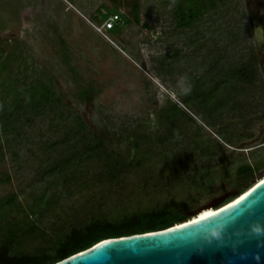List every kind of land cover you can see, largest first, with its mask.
<instances>
[{
	"label": "rangeland",
	"instance_id": "obj_1",
	"mask_svg": "<svg viewBox=\"0 0 264 264\" xmlns=\"http://www.w3.org/2000/svg\"><path fill=\"white\" fill-rule=\"evenodd\" d=\"M183 4L0 0V242L8 230L38 228L13 253H31L89 219L167 207L188 220L264 177V46L256 43L264 0L218 2L180 29ZM114 12L127 22L100 34L104 15ZM248 66L251 76L240 79ZM181 76L192 92L177 99ZM171 105L182 116L161 143L166 126L158 115ZM78 124L120 162L87 159L69 132ZM134 134L150 141L138 161L128 153ZM66 161L62 176L54 169L65 170ZM242 167L253 170L248 180L237 176Z\"/></svg>",
	"mask_w": 264,
	"mask_h": 264
},
{
	"label": "trees",
	"instance_id": "obj_2",
	"mask_svg": "<svg viewBox=\"0 0 264 264\" xmlns=\"http://www.w3.org/2000/svg\"><path fill=\"white\" fill-rule=\"evenodd\" d=\"M224 1L225 0H184V4L177 9L178 27L180 29L189 28L205 10L210 8L213 9L216 3ZM205 2H208L207 7L204 6ZM196 3H202V5L198 7ZM116 13L118 12L108 13L104 15L103 19ZM122 18L126 23L127 20L124 17ZM133 19L134 22H138V12L136 9H134ZM249 70V66L247 69H241L238 72V77L243 80L249 78L251 76ZM46 95L47 94L41 95L40 98L37 100L35 99L36 104L41 105L42 100L46 99ZM34 98L35 95L32 94L29 97H24L22 100L24 102L32 101ZM7 110L8 109L4 108L1 113L5 115ZM181 116L182 113L180 109L175 105H171L166 110L159 113V122L162 126H166V128L164 127V133L157 139L158 142L172 138V135L175 134L177 129L176 122ZM69 132H73L74 137L78 138L75 142V146L78 144L87 159H99L104 155H107L110 159H112L111 156L114 157V154H110L106 151L103 139L95 136V134L87 130L84 125L78 124ZM149 142L148 139L138 138V136L134 134L132 142H129L128 153L131 154V151H133L134 154L137 155L135 159L138 161L140 158H143L144 155H147L148 150H151ZM138 156H140L139 159ZM118 157L119 156L114 157L115 163L120 162V158ZM66 164L64 166L65 170L61 167L59 168L58 165L54 170L62 176L68 174L69 162L66 161ZM110 174V178H112L114 176V171L111 170L110 167H106L103 175L108 177ZM252 175L253 170L250 167H242L237 171V176L244 181L248 180ZM243 192L244 190L240 191L239 194ZM231 200H233V198ZM11 203L12 200H8L7 204ZM195 217L197 216H193L187 220L182 213L178 212V209L162 207L145 212L123 215L116 221L89 219L86 224L70 227L64 237L54 241L48 237V240H43V246L36 247L35 251L31 253L20 255L13 253L14 246L25 237H32L34 231H37L38 228L32 227L30 230L23 231L20 235H17L16 231L8 230V237L0 242V264H56L76 254L87 251L104 240L162 231L183 222L190 221Z\"/></svg>",
	"mask_w": 264,
	"mask_h": 264
},
{
	"label": "water",
	"instance_id": "obj_3",
	"mask_svg": "<svg viewBox=\"0 0 264 264\" xmlns=\"http://www.w3.org/2000/svg\"><path fill=\"white\" fill-rule=\"evenodd\" d=\"M261 32H257L260 41ZM217 222L227 226L223 245L202 249L190 243L195 231ZM255 223L264 225V180L204 219L158 232L104 240L56 264H264V237L257 239L248 234Z\"/></svg>",
	"mask_w": 264,
	"mask_h": 264
},
{
	"label": "clouds",
	"instance_id": "obj_4",
	"mask_svg": "<svg viewBox=\"0 0 264 264\" xmlns=\"http://www.w3.org/2000/svg\"><path fill=\"white\" fill-rule=\"evenodd\" d=\"M261 31H264V29H261ZM253 38H255V33L253 34ZM256 43L258 47L264 46V41L257 40ZM172 91L175 93L177 99L190 95L192 92V84L189 78L181 76ZM160 99L162 102L166 103L168 96L166 94H161ZM250 212L251 209L249 210V213ZM226 228L227 226L225 224L217 222L211 227L197 230L190 237V243L202 249L213 245H223L226 239ZM248 234L257 239L264 237V225L260 223L251 225L248 228ZM255 259L259 260V256L255 257Z\"/></svg>",
	"mask_w": 264,
	"mask_h": 264
},
{
	"label": "built area",
	"instance_id": "obj_5",
	"mask_svg": "<svg viewBox=\"0 0 264 264\" xmlns=\"http://www.w3.org/2000/svg\"><path fill=\"white\" fill-rule=\"evenodd\" d=\"M124 19L119 13L111 14L106 19H103L100 29L98 32L102 35L112 31L115 28H120L124 24Z\"/></svg>",
	"mask_w": 264,
	"mask_h": 264
},
{
	"label": "bare ground",
	"instance_id": "obj_6",
	"mask_svg": "<svg viewBox=\"0 0 264 264\" xmlns=\"http://www.w3.org/2000/svg\"><path fill=\"white\" fill-rule=\"evenodd\" d=\"M263 180H264V177H263L260 181H257V183L253 184L248 190H246L244 193H242L238 198L242 197V196H243L244 194H246L251 188H253L255 185H257L258 183H260V182L263 181ZM238 198H236L235 200H233V201H231V202H229V203L223 205L222 207H225V206H227V205L233 203V202L236 201ZM222 207H221V208H222ZM221 208H218V209H215V208H214V210L209 211V212H205L204 214H201V215L195 217L194 219H192V220H190V221H187V222H184V223H193V222H195V221H197V220L204 219L205 217H208V216H210V215H213L214 213H216L217 210H219V209H221ZM207 209H209V208H207ZM203 210H204V209H201V211H200L199 213H201ZM199 213H197V215H198ZM194 216H196V215H194ZM181 224H182V223H181ZM177 226H178V225H177Z\"/></svg>",
	"mask_w": 264,
	"mask_h": 264
},
{
	"label": "flooded vegetation",
	"instance_id": "obj_7",
	"mask_svg": "<svg viewBox=\"0 0 264 264\" xmlns=\"http://www.w3.org/2000/svg\"><path fill=\"white\" fill-rule=\"evenodd\" d=\"M262 26H264V15H263V17H262Z\"/></svg>",
	"mask_w": 264,
	"mask_h": 264
}]
</instances>
